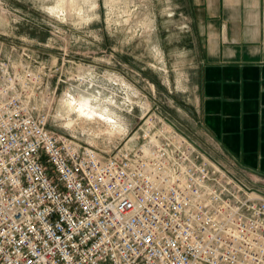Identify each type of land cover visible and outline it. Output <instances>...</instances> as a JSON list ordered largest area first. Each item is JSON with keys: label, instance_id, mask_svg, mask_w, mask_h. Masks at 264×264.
Instances as JSON below:
<instances>
[{"label": "built area", "instance_id": "obj_1", "mask_svg": "<svg viewBox=\"0 0 264 264\" xmlns=\"http://www.w3.org/2000/svg\"><path fill=\"white\" fill-rule=\"evenodd\" d=\"M9 43L0 264H264V175L156 114L111 151L52 129L54 47Z\"/></svg>", "mask_w": 264, "mask_h": 264}, {"label": "rangeland", "instance_id": "obj_2", "mask_svg": "<svg viewBox=\"0 0 264 264\" xmlns=\"http://www.w3.org/2000/svg\"><path fill=\"white\" fill-rule=\"evenodd\" d=\"M60 1L0 0L2 55L9 42L54 47L42 56L58 69L52 104H43L52 129L111 151L135 142L137 127L156 114L201 144L214 138L202 125L200 55L179 0H75L74 11L53 12ZM67 101L87 103L96 117Z\"/></svg>", "mask_w": 264, "mask_h": 264}, {"label": "crops", "instance_id": "obj_3", "mask_svg": "<svg viewBox=\"0 0 264 264\" xmlns=\"http://www.w3.org/2000/svg\"><path fill=\"white\" fill-rule=\"evenodd\" d=\"M179 1L200 55L202 125L264 173V0Z\"/></svg>", "mask_w": 264, "mask_h": 264}, {"label": "bare ground", "instance_id": "obj_4", "mask_svg": "<svg viewBox=\"0 0 264 264\" xmlns=\"http://www.w3.org/2000/svg\"><path fill=\"white\" fill-rule=\"evenodd\" d=\"M65 6H68V8L72 11L75 10L76 8V4H75V0H61L59 2V5L52 9L53 12H58L59 10H62L65 8ZM67 104H69L70 106L75 108H78V112L80 114V116L85 117V118H93L96 117L94 113H92L89 109V106L87 103L85 104H79L76 101H67ZM106 121V120H104Z\"/></svg>", "mask_w": 264, "mask_h": 264}]
</instances>
